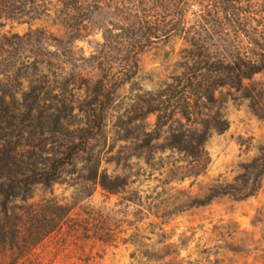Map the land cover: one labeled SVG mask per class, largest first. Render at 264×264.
<instances>
[{"label":"trees","instance_id":"trees-1","mask_svg":"<svg viewBox=\"0 0 264 264\" xmlns=\"http://www.w3.org/2000/svg\"><path fill=\"white\" fill-rule=\"evenodd\" d=\"M24 1L27 0H0V19H16L17 11L21 10L18 5ZM58 1L57 22L67 30L64 36L31 28L23 36L5 35L0 42V132L8 125L19 133L34 125L43 132L52 124L58 126L66 131L67 141L62 149L48 157V161H53L52 167L57 163L64 166L67 160L74 162L81 153L86 154L90 170L87 180L95 188L101 186L108 196L127 194L120 193L127 183H116L118 177L108 173L100 153L90 147L91 140L107 126L108 107L104 99L113 86L124 85L137 74L139 53L181 35L190 60L185 65L186 71L175 79L176 84L160 93L161 105H155L150 111L157 114L155 129L136 137L143 141L142 152L154 156L170 152L175 157L162 182L165 187H172L168 191L164 187L163 192L151 195L123 196L127 204L137 206L139 214L132 223L137 226L136 232L126 240L135 247L132 258L172 264L179 253L176 244L168 243L170 238L162 227L167 220L210 205L218 198L249 199L264 186L263 145L259 154L242 166V173L233 182L218 178L200 193L191 190L197 179L207 175L212 162L207 149L209 139L213 133H224L230 128L229 120L218 107L217 93L229 89L231 94L234 90L245 99H256L252 81L256 75L264 73V2L252 12L240 7L238 0ZM192 1H198L202 9L197 19L188 25L186 13ZM112 9L118 23L110 25L107 16ZM97 32L102 34V41L95 43L90 56L77 54L75 44L87 41ZM30 66L39 76L27 77L30 85L25 90L24 74ZM82 86L86 88V98L77 100L74 91ZM57 89L60 95L51 96ZM259 95L260 99L264 97V89ZM76 108L85 114L87 125L71 130L70 118ZM19 118L25 120L18 122ZM34 119L37 122L33 123ZM28 122L30 124L23 127ZM168 122L171 124L165 132ZM18 148L20 145L8 153L0 151V159L9 158L16 164L25 155ZM193 179L190 188H177ZM14 189V185L5 188L0 184V192H5L0 195H8L6 192ZM93 194L75 197L60 224L83 199ZM151 217L161 222L151 221L145 229L138 227ZM147 230L160 237L153 245L145 243L151 239L146 235ZM19 233L16 230L14 236L18 237ZM0 237L6 239L3 228Z\"/></svg>","mask_w":264,"mask_h":264},{"label":"rangeland","instance_id":"rangeland-1","mask_svg":"<svg viewBox=\"0 0 264 264\" xmlns=\"http://www.w3.org/2000/svg\"><path fill=\"white\" fill-rule=\"evenodd\" d=\"M238 2L244 10L255 12L264 0ZM59 4L58 0L24 1L18 5L21 10L17 11L16 19H0V42L5 35L23 36L31 28L64 36L67 30L57 22ZM201 9L198 1L189 3L188 25L197 19ZM114 10L107 16L110 25L118 23ZM35 17L40 19L33 20ZM98 41H102L100 32L87 41L77 42V54L90 56ZM185 48L181 35L146 48L138 55L137 74L124 85L113 86L104 99L108 107L107 126L91 140L90 147L100 153L108 173L118 177L116 183H127L120 192L127 193L125 196L151 195L164 190L162 182L175 157L170 152L155 156L142 152L143 141L136 137L155 129L157 114L150 111L161 105L160 93L176 84L175 79L186 71L185 65L190 60ZM25 73L23 89L26 90L30 85L27 77L35 78L39 74L32 66ZM246 83L250 85L249 81ZM85 89L82 86L75 90V99H85ZM262 89L264 73L252 81L255 100L245 99L234 90L231 94L229 89L217 93L218 107L229 120L230 128L224 133H213L207 143L212 158L207 175L195 182L187 180L177 188L188 189L194 182L191 190L200 193L213 179L233 182L242 173V166L259 154L264 145V97L260 99L259 95ZM58 95L59 89L51 96ZM70 121L71 130L87 125L86 116L79 108ZM9 127L0 132V151L8 153L20 145L18 149L25 155L16 164L9 158L0 159V184L5 188L15 187L6 192L8 195H0V231L3 228L6 233L5 240L0 237V264H161L132 258L135 247L126 240L136 232L137 226L132 223L139 217L138 208L127 204L124 195L108 196L101 186L95 188L87 180L90 170L86 154L81 153L74 162L67 160L64 166L57 163L52 167L53 161L47 160L53 151L63 148L66 131L53 124L46 132L35 125L21 133ZM90 193L94 194L83 199L60 224L75 197L84 198ZM151 221L161 222L151 217L138 227L145 229ZM162 227L170 238L168 243L177 245L179 256L172 264H264V186L249 199L218 198L210 205L171 217ZM16 230L20 232L18 237L14 236ZM149 231L146 235L151 239L145 243L153 245L160 237Z\"/></svg>","mask_w":264,"mask_h":264}]
</instances>
